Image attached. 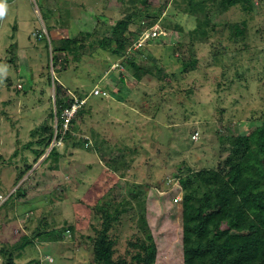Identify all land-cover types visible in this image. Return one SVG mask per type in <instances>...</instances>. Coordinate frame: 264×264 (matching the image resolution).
Listing matches in <instances>:
<instances>
[{"label": "rangeland", "instance_id": "rangeland-1", "mask_svg": "<svg viewBox=\"0 0 264 264\" xmlns=\"http://www.w3.org/2000/svg\"><path fill=\"white\" fill-rule=\"evenodd\" d=\"M4 1L0 246L19 244V237L32 234L38 218L45 216L57 230L73 225V235L66 231L57 242L14 248L15 262L92 264L87 236L104 221L114 239V258L130 261L135 252L130 243L143 237V216L156 245L155 264H182L183 191L178 178L216 168L229 152L230 137L247 133L264 118V0H254L250 13L239 6L217 13L202 39L192 32L196 19L184 11L185 0H168L166 7L164 0H148L147 6L138 0ZM147 13L159 14L157 25L166 35L148 41L144 35L142 45L127 48L130 53L139 48L142 55L135 52V61L152 72L135 81L132 70L122 68L120 57L99 46V40L130 14L128 30L134 33L133 42L139 40L137 29L147 28ZM241 21L243 35L230 39L228 26ZM75 37H84L88 44L80 57L68 55V62L59 58L62 62L53 66L52 46ZM192 59L194 68L183 72L182 62ZM60 86L64 91L56 95ZM97 86L107 95L90 96ZM70 97L86 99L70 137H52L44 155L33 163L25 144L39 138L42 126L55 128L49 113L55 112L56 102ZM95 142L97 151L89 148ZM53 146L57 162L40 164ZM24 160L33 168L16 181ZM18 187L25 196L17 192L9 198Z\"/></svg>", "mask_w": 264, "mask_h": 264}, {"label": "trees", "instance_id": "trees-1", "mask_svg": "<svg viewBox=\"0 0 264 264\" xmlns=\"http://www.w3.org/2000/svg\"><path fill=\"white\" fill-rule=\"evenodd\" d=\"M132 1L137 2L136 0ZM138 1L143 5H148V0ZM167 2L168 0H164L162 7H166ZM184 2L186 3L184 11L196 19V27L192 32L199 39L207 37V30L214 25L213 18L217 13H226L235 6H239L242 11L247 13L252 12L254 8V0H185ZM209 2L212 3L209 4ZM214 3L215 7H212L211 5ZM153 14L147 13L150 20L147 21L146 29L157 24L159 14L157 17ZM94 18L96 17L94 16ZM130 21L131 14L124 19L117 20L110 26L109 35L99 40V46L120 57V66L122 68L129 67L134 80L141 81L145 74H152V72L142 62L135 61V52L142 55L139 48L134 49L135 52L132 53L127 51L128 47H131V50L133 47L134 33L128 30ZM228 27H230L229 38L234 40L243 35L245 22L241 21L239 24L236 23ZM140 28L137 29L138 36L146 30ZM158 30H161V27ZM92 32H86L85 35L89 36ZM41 34L43 33L41 32ZM159 36L161 37L160 33L155 38ZM155 38L149 37L147 41ZM46 39L49 44V38ZM83 39L84 37L61 39L60 45L52 46V65L56 66L58 62H62V59L59 58H63L65 63L68 62L70 56L77 60L81 51L88 45ZM70 42L71 44H69ZM90 47H92V43H90ZM194 64H196L195 59L182 62V71L192 70ZM99 88L107 92L105 89ZM62 91L64 90L60 86L56 88L55 94L62 93ZM90 96L103 98L105 95L91 93ZM72 103L73 97H70L66 102H56L55 112L49 113L50 119H55V128L51 124L42 126L39 138L25 144V147L30 149V153L33 155V163L44 155L52 137L54 140L70 137V127L84 112L83 107L86 99L77 107L75 114L68 121L67 129H64L62 113ZM85 143L88 146L87 140ZM33 144L38 147L32 148ZM54 147H51L40 164H45L49 160L57 162L59 154ZM89 148L94 151L99 149L96 142ZM32 164L24 160L23 166L17 168L15 180L22 179L33 168ZM49 167L57 168L56 165ZM178 183L183 191L180 200L182 264H264V118L254 127H250L247 133H238L230 137L229 152L222 161L218 162L216 168L204 167L198 171L190 172L179 177ZM44 187L46 186L42 188ZM42 188L41 190H43ZM52 190L54 191L52 188L49 189L51 194L54 193ZM17 192L21 193L20 197L25 196L22 188L18 187L9 194V198L14 199L18 196ZM137 196L133 191V197ZM50 203H52V197ZM103 211L105 209L101 210V212ZM34 216L37 217V212L34 213ZM140 221L143 237L138 236L134 242L130 243V246L135 250L130 261L122 257L114 258V239L109 234L108 225L103 221L101 229L93 236H87L91 243L92 264H155L157 249L153 236L150 230L144 226L146 221L143 216L140 217ZM66 231L73 235L74 226L64 225L57 230L52 227L45 216H40L36 229L30 235H21L19 244L15 243L9 247L0 246L2 258L0 264H18L14 260V248L23 249L36 242H57L63 239ZM3 242L1 240V243ZM56 256L59 260L60 257ZM51 261L52 258L50 261L44 260V262ZM60 264L62 263L60 262Z\"/></svg>", "mask_w": 264, "mask_h": 264}, {"label": "built area", "instance_id": "built-area-1", "mask_svg": "<svg viewBox=\"0 0 264 264\" xmlns=\"http://www.w3.org/2000/svg\"><path fill=\"white\" fill-rule=\"evenodd\" d=\"M150 33L149 34H143L141 37H143L145 35V39H148L149 37L151 38H154L156 37L159 33L161 34H164L162 31L158 30V26L157 25H154L150 30ZM40 36V35H38ZM139 38V40L136 42V43H133V47L134 45L136 47L142 45L140 40L142 38ZM144 39V40H145ZM93 95H106V92L105 91H102L99 87H94L92 92H91ZM84 102V100H77V99H74L73 103L71 104V106L69 108H66L64 109L63 111V118H64V123H63V128L64 129H67V125H68V121L73 117V115L75 114V111L77 109V107L80 106V104H82Z\"/></svg>", "mask_w": 264, "mask_h": 264}, {"label": "clouds", "instance_id": "clouds-1", "mask_svg": "<svg viewBox=\"0 0 264 264\" xmlns=\"http://www.w3.org/2000/svg\"><path fill=\"white\" fill-rule=\"evenodd\" d=\"M5 15V5L3 3V0H0V18H2L3 16ZM157 25V24H155ZM154 26V25H153ZM152 26V27H153ZM158 26V25H157ZM152 27H149L148 29H146V32L149 31ZM158 29H159V26H158ZM162 31L164 34L161 33V35H166L165 31H163L162 29L160 30ZM144 32V31H143ZM142 32V33H143ZM142 36V34L139 36V38ZM157 37V36H156ZM155 38V37H154ZM147 40V39H146ZM138 40L134 41L133 43H136Z\"/></svg>", "mask_w": 264, "mask_h": 264}, {"label": "crops", "instance_id": "crops-1", "mask_svg": "<svg viewBox=\"0 0 264 264\" xmlns=\"http://www.w3.org/2000/svg\"><path fill=\"white\" fill-rule=\"evenodd\" d=\"M3 3H8V2H5L4 0H3ZM34 13H36V12H34ZM3 19H4V16L2 17ZM2 18H0V21L2 20ZM34 34V33H33Z\"/></svg>", "mask_w": 264, "mask_h": 264}, {"label": "water", "instance_id": "water-1", "mask_svg": "<svg viewBox=\"0 0 264 264\" xmlns=\"http://www.w3.org/2000/svg\"><path fill=\"white\" fill-rule=\"evenodd\" d=\"M19 193V192H18Z\"/></svg>", "mask_w": 264, "mask_h": 264}]
</instances>
